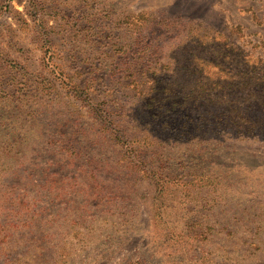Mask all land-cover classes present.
<instances>
[{
    "label": "rangeland",
    "instance_id": "374dc122",
    "mask_svg": "<svg viewBox=\"0 0 264 264\" xmlns=\"http://www.w3.org/2000/svg\"><path fill=\"white\" fill-rule=\"evenodd\" d=\"M0 264H264V0H0Z\"/></svg>",
    "mask_w": 264,
    "mask_h": 264
}]
</instances>
